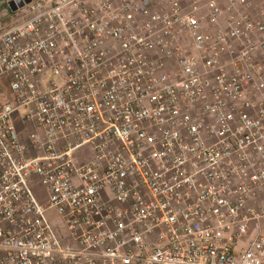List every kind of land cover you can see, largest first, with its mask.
I'll return each mask as SVG.
<instances>
[{
    "label": "built area",
    "instance_id": "built-area-1",
    "mask_svg": "<svg viewBox=\"0 0 264 264\" xmlns=\"http://www.w3.org/2000/svg\"><path fill=\"white\" fill-rule=\"evenodd\" d=\"M8 1L0 264H264L263 1Z\"/></svg>",
    "mask_w": 264,
    "mask_h": 264
},
{
    "label": "rangeland",
    "instance_id": "rangeland-1",
    "mask_svg": "<svg viewBox=\"0 0 264 264\" xmlns=\"http://www.w3.org/2000/svg\"><path fill=\"white\" fill-rule=\"evenodd\" d=\"M262 1H263V6H262V7H264V0H260V1L257 0V2H256V7H257V9L259 8V6H260V4H261ZM13 124H14V126L16 127L17 130H19V129L22 128V124H21V122L18 121V120H15V119H14ZM33 181H34V177L32 176V177L30 178V182H32V188H33L34 192H35L37 195L41 196V195H42V192H41L40 187H38L36 184H33ZM48 216H49V218L51 219L52 217L55 216V213H54L53 211H52V212H48Z\"/></svg>",
    "mask_w": 264,
    "mask_h": 264
},
{
    "label": "water",
    "instance_id": "water-1",
    "mask_svg": "<svg viewBox=\"0 0 264 264\" xmlns=\"http://www.w3.org/2000/svg\"><path fill=\"white\" fill-rule=\"evenodd\" d=\"M2 1H4V0H0V2H2ZM30 1H31V0H16V4H15L13 0H9V1L7 2V5H8V7L10 8V10L14 11V10H16V8H17L18 6L21 7V6H23L25 3H29Z\"/></svg>",
    "mask_w": 264,
    "mask_h": 264
}]
</instances>
